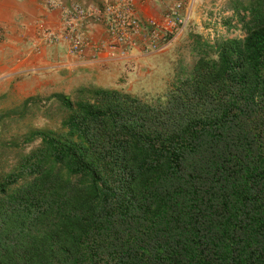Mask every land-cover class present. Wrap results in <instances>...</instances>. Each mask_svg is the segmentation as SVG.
<instances>
[{"label":"trees","instance_id":"1","mask_svg":"<svg viewBox=\"0 0 264 264\" xmlns=\"http://www.w3.org/2000/svg\"><path fill=\"white\" fill-rule=\"evenodd\" d=\"M233 11L164 102L57 96L66 132L0 181V264H264V0Z\"/></svg>","mask_w":264,"mask_h":264},{"label":"rangeland","instance_id":"2","mask_svg":"<svg viewBox=\"0 0 264 264\" xmlns=\"http://www.w3.org/2000/svg\"><path fill=\"white\" fill-rule=\"evenodd\" d=\"M114 1L0 0V181L40 147L41 139L36 133L66 132L63 123L69 112L57 96L68 97L74 105L92 98L97 88L68 64L83 56L87 25L104 24L98 14ZM149 1L158 4L161 18L153 21L157 24L164 25L176 1L183 3L185 17H191L183 36L167 50H172L169 77L162 82L153 79L150 88L107 90L157 104L166 100L180 80L193 73L201 57L216 60V49L223 41L243 40L246 33L233 11L236 0ZM77 9L84 14H78ZM69 22L76 24V33L84 38L82 53L73 54L67 43L49 37L50 33H63ZM59 46L65 51H58ZM25 184L21 180L6 195Z\"/></svg>","mask_w":264,"mask_h":264},{"label":"crops","instance_id":"3","mask_svg":"<svg viewBox=\"0 0 264 264\" xmlns=\"http://www.w3.org/2000/svg\"><path fill=\"white\" fill-rule=\"evenodd\" d=\"M133 5L135 15L144 23L161 18L156 2L136 0ZM85 30L87 43L83 56L78 60L71 59L68 65L81 71V77L85 76L86 81L91 80L96 88H150L153 79L162 82L169 77L172 50L158 54L146 52V38L143 34L134 39L135 45L130 50H113L104 24L89 23ZM58 51H65V48L59 46Z\"/></svg>","mask_w":264,"mask_h":264},{"label":"built area","instance_id":"4","mask_svg":"<svg viewBox=\"0 0 264 264\" xmlns=\"http://www.w3.org/2000/svg\"><path fill=\"white\" fill-rule=\"evenodd\" d=\"M84 14L82 10H76ZM105 24L110 47L113 50L121 48L128 51L134 47V39L144 35L146 42L144 50L149 53H164L183 36L186 25L191 17L184 15L183 3L176 1L165 16L164 25L141 21L134 13L133 0H115L107 4L98 14ZM76 24L69 22L63 33H50L49 37L55 42L67 43L73 54L83 52L84 38L76 33Z\"/></svg>","mask_w":264,"mask_h":264}]
</instances>
